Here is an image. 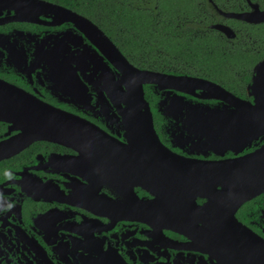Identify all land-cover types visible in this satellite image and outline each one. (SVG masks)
<instances>
[{
  "label": "flooded vegetation",
  "instance_id": "1",
  "mask_svg": "<svg viewBox=\"0 0 264 264\" xmlns=\"http://www.w3.org/2000/svg\"><path fill=\"white\" fill-rule=\"evenodd\" d=\"M129 6L152 20L145 36L195 43L207 55L261 56L244 76V93L223 87L244 74L229 63L195 68L172 55L146 70L206 80L252 101L264 23L235 16L264 12V0H0V264H264V192L246 201L225 196L215 174L206 190L175 189L167 198L144 186L143 153L126 147L125 73L96 45L98 30L137 68L118 46L143 38L122 23ZM144 91L160 143L183 160L216 165L264 145L261 136L241 152L226 150L210 109L219 101ZM41 123L46 133L35 138Z\"/></svg>",
  "mask_w": 264,
  "mask_h": 264
},
{
  "label": "water",
  "instance_id": "2",
  "mask_svg": "<svg viewBox=\"0 0 264 264\" xmlns=\"http://www.w3.org/2000/svg\"><path fill=\"white\" fill-rule=\"evenodd\" d=\"M36 3L37 6L52 7L48 4V6L44 5L45 3ZM55 10L65 12L59 8ZM235 18L250 24H260L264 23V12L256 9L251 13L236 15ZM97 33L98 49L108 61L117 66L118 70L125 73L126 81L123 85L127 95L124 101L127 105L124 109L126 111L124 113L125 136L128 141L126 147L131 151L143 153L142 161L137 163V166L143 168L141 179L153 196L158 199L167 198L170 196L165 193H175V189H177L176 193L182 191L186 194L190 189L193 191L206 190L208 184L214 182L213 179H209L208 174L216 175L217 184L220 183L225 196H233L246 201L264 192V145L253 153L216 165L183 160L173 155L160 143L153 128L152 115L145 100L144 91V87L149 86L167 94L178 92L192 95L199 92L203 94L204 99V96H207L206 99L221 102V108H210L216 111L212 117L220 120L215 125L221 137L219 143L225 146L226 150L238 153L259 137L264 136V61L258 63L253 69V76L247 87V94L252 98L249 102L235 97L222 87L206 80L139 70L133 67L101 32L97 30ZM100 60H103L102 57ZM181 100L183 98L179 97L175 101ZM176 108L172 106L173 110ZM184 108L201 109L198 106H190V104H186ZM35 126L34 137L43 138L46 131L43 130L42 123L35 124ZM235 146H239L240 149L235 150ZM159 182H162L163 195L159 194ZM180 182L183 184L182 187L174 186Z\"/></svg>",
  "mask_w": 264,
  "mask_h": 264
},
{
  "label": "trees",
  "instance_id": "3",
  "mask_svg": "<svg viewBox=\"0 0 264 264\" xmlns=\"http://www.w3.org/2000/svg\"><path fill=\"white\" fill-rule=\"evenodd\" d=\"M163 5L164 12H168L170 15V9L168 10V6ZM115 9L117 7H114ZM140 8L135 6L127 7V10L123 11L124 14L130 15V18L124 19L122 23L130 21L134 24V27L131 28L135 32H140L141 35H137L143 38L136 37H128V41L123 45H118L121 51L130 59V62L139 69L145 70H159L158 64L172 61V55L177 56L179 59L189 60L195 64V68H209L218 70L217 68H221L224 66V63H229L232 66H237V71L243 70L244 74L242 75V81L238 82H229L225 86V89L230 91H234L236 93H244L245 92V84L249 83L247 75L252 66L262 58L261 56H255L254 54L248 52H237V53H226V55L214 54L207 55L203 54L201 50L197 51L198 48L195 43H184L175 45L171 43V39L169 36L160 37L159 35L145 36L143 32H149L153 29L152 20L145 15L143 11H137ZM138 17L134 18L133 16ZM264 27L258 29L262 30ZM116 41L120 39H114ZM147 42V43H144ZM160 51L163 52L162 56H160ZM222 70V69H219Z\"/></svg>",
  "mask_w": 264,
  "mask_h": 264
}]
</instances>
